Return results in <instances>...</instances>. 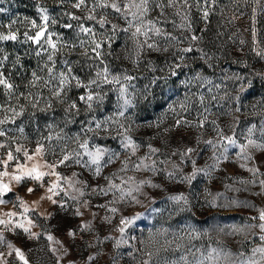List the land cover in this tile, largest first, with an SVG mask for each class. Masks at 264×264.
<instances>
[{
  "label": "rangeland",
  "instance_id": "1",
  "mask_svg": "<svg viewBox=\"0 0 264 264\" xmlns=\"http://www.w3.org/2000/svg\"><path fill=\"white\" fill-rule=\"evenodd\" d=\"M74 0H65L63 6H60V0H29L25 1L28 5H23L21 0H0V24L7 25L12 20H17L13 30H18L19 39L17 41H0V57L8 56L4 62V73L16 87L13 89L15 95L9 101L8 93L0 86V104L10 103L17 105L16 96L21 92L26 96L31 93L38 96V108H45L48 104L51 107L47 111H38L33 109L27 100H19L20 105H24V115L17 117L14 123H9L3 127L8 128L9 137H14L15 142L11 147L17 144L27 147L30 152L35 148L37 142L45 145L46 154L41 160L52 163L59 157L60 148L67 147L69 150L76 148L74 137L80 130V121L84 119L83 113L79 117L68 116L65 114L67 103H61L55 97L51 96L50 90L45 88L40 82L36 86H29L31 73L35 71L43 80L48 79V73L43 69L47 61V54L36 55L40 49L25 42L23 33L28 31L33 34L24 18L28 20L35 19L40 23L39 8L48 9L50 18L56 19V24L49 23V29L56 36L63 37L68 43L79 44L80 40L87 41L89 37L86 34H79L78 29H65L63 25L75 21H69L64 15L66 12L73 11L71 3ZM193 5L187 12L188 21H183L181 16L174 14L172 9H166L165 17L169 23L158 25L166 32H171L179 38V43L167 41L164 37H155L156 42L162 48H169L168 52H150L144 51L141 55L139 67H134L131 59L126 56L134 57L135 44L130 39L129 33L117 32L115 42L109 49L104 48L107 54L105 62L109 65L114 74L127 70V74L134 75L138 79L133 81L136 85L135 99L139 101L137 107L131 109L128 115L131 117L132 128L130 135L141 145L132 161H137L138 157L144 156L148 152V145L159 149V154L152 157L158 161L157 167L162 169L160 173H152L147 170L136 171L129 166L126 171H120L121 161L128 155L118 146V141L108 140L103 142V146L110 147L120 153V159L113 164L108 165L103 170L101 177H93L86 170H82L78 165L69 167L60 166L56 171L63 176L71 177L73 172L78 173V180H86L91 187L97 184L101 187H107V182L103 176H110L112 181L120 184L125 193L132 191V196L140 201L136 203L131 196L125 195L120 199V191L114 190L107 197H95L90 194L91 189H85V196L81 200H88L93 205L89 209L81 207L79 202H74L63 193L54 199L67 201L68 207L61 208L54 205L51 201L40 197L44 195V188H40L31 180L21 184L12 183V191L6 193L3 197L6 204L0 205V212L9 210L22 211L19 208L16 197L23 198L29 206L34 201H39L35 206L34 212L28 213V218L34 223L31 231L42 233L37 238H29L28 234L20 229L3 231L4 243L0 244V251L7 252V243L21 248L29 264H88L87 258L90 255L95 256L91 264H196V261L207 256L212 249L222 252L233 253L232 259L238 258V254L243 252L245 257L252 255V249L264 245L258 237L251 234L228 235L232 226L242 227L246 224L258 223L250 220L249 217L257 216L259 210L264 209V196L256 195L260 191L258 185H245L241 181L251 180L252 174L240 164L244 163L236 156L238 149L230 148L227 156L228 160H221L219 166L215 169L209 166L213 164V153L219 155L222 151V143L214 149L207 145L205 141L211 140L216 143L221 139L217 132V126L222 130L224 136H235L238 142H243L247 128L255 124L257 129L264 127V58L256 55L257 51L264 50V0L257 4L256 0H209L207 10L210 15L207 20L202 17L204 10L203 0H200V8L195 4L196 0H189ZM253 8L256 9L253 19ZM183 11V10H182ZM98 16L102 15L99 9ZM76 15H82L79 10H75ZM157 11L151 13L150 18H155ZM236 17V18H234ZM112 23L120 24L121 27L127 25L121 19L114 15H108ZM163 19V18H162ZM174 22V24L172 23ZM181 23H190V30L186 27L181 29L177 27ZM97 32L101 30L95 26ZM253 29L255 30V39L253 38ZM5 28H0V32H6ZM105 32L104 35H110ZM200 37L197 41H191V35ZM243 41V43H241ZM192 46L194 51L185 54V63L187 67L183 68L179 78H171L169 83L175 88V94L168 99V103L175 102L176 113L164 111V98L159 95L153 101H159V105L146 106L141 94L145 91V85L156 76L166 75L169 71V65L178 62L174 59V54L178 48ZM87 47V45H86ZM84 49L77 47L75 51L68 49L62 50L56 57V71L63 70V61L72 62L74 74L85 78V73L91 71L93 74L96 69H89L90 61L83 57L81 53ZM19 57V64L16 59ZM79 61V63H76ZM52 66L51 64L49 65ZM155 69V71H153ZM197 73L203 77V80H193L189 87L180 83L181 80H191ZM244 77V84L251 82L250 89L241 93L239 91L240 82L229 77ZM205 81H211L207 83ZM219 86V87H217ZM118 87V86H117ZM211 88V92L208 89ZM83 90L73 88L68 93V101L71 102ZM105 92H109L108 86L104 87ZM159 93V89L155 90ZM195 94V95H193ZM189 97L188 103L191 105L189 112H182L179 108V102L184 101L185 96ZM204 96V106L208 112H203L200 106L199 96ZM111 105L114 109L116 104V93L109 92ZM213 96L216 97L213 100ZM239 97V100L236 97ZM81 108L82 105H79ZM236 108L240 111L237 112ZM146 109V110H145ZM19 110V108H17ZM197 113H201L198 117ZM10 115V113H9ZM207 115L209 121L215 120L216 125L206 123L203 128L182 126L174 127V122L181 117L196 123L198 118ZM3 113L0 112V118ZM163 123H160V121ZM73 121V122H69ZM152 127H148V123ZM156 125H159L158 127ZM51 126V127H50ZM20 129H23L21 132ZM164 129H171L165 132ZM115 133L113 132V135ZM51 136V140L45 139ZM259 133H257V138ZM84 137H81L83 139ZM5 138H0L4 142ZM97 143H101L97 138ZM194 148L195 152L189 159L182 160L181 157L173 155ZM4 155V150L0 149V156ZM254 159L248 162V167H260L264 172V152H253ZM190 160L196 161V167L205 169L209 175L200 173L191 185L180 183L181 176L189 175L192 171ZM167 161V163H159ZM24 161L21 160V163ZM178 166V174L175 180L167 177V172L172 171V165ZM14 168V164L12 165ZM12 170L11 168L9 169ZM47 170V169H45ZM132 177V180H128ZM264 178V177H259ZM50 179L45 177V187ZM121 180L126 183H121ZM149 180L151 184L140 185V181ZM7 182V178H5ZM152 184L159 187H152ZM139 186L140 190L136 191ZM35 189L29 193L27 189ZM63 187L71 195H77L67 184ZM80 187V185H77ZM246 189V190H245ZM183 193L189 201L184 210L169 199L172 195ZM109 208L115 207L116 213L107 209H100L94 205L107 203ZM215 200L216 206H210L208 201ZM245 202L243 204L229 205L232 201ZM80 207L84 212L83 217L74 215V210ZM95 212L93 218L91 213ZM108 216L111 220H103ZM134 224L126 229L123 237L117 231L119 220L122 217H137ZM23 219V217H17ZM92 221V230L82 232L79 225L82 221ZM223 228L221 232L219 229ZM69 230H75V238L68 235ZM53 236V241H49L47 236ZM110 236L112 239H105ZM126 240L127 243L116 247L117 240ZM56 241L60 243L57 244ZM57 251L54 253L52 249ZM67 251V255H65ZM148 253H152L151 256ZM213 256L216 253H212ZM182 257L184 259H182ZM259 259V254L255 257ZM10 264H17L13 257H8ZM205 264H209L205 261ZM213 264H230L229 261L221 259Z\"/></svg>",
  "mask_w": 264,
  "mask_h": 264
},
{
  "label": "snow or ice",
  "instance_id": "2",
  "mask_svg": "<svg viewBox=\"0 0 264 264\" xmlns=\"http://www.w3.org/2000/svg\"><path fill=\"white\" fill-rule=\"evenodd\" d=\"M65 0H60V6H63ZM215 3V0H212ZM259 4L260 0H256ZM204 10H202V17L207 20L210 15L207 10L209 0H203ZM195 6L200 8V0H196ZM193 7L189 3V0H74L71 3V9L73 11L66 12L69 21H75L76 24L73 25L71 22L65 23L63 27L65 29H72L76 27L79 34H86L89 39L87 41L80 40L79 44L68 43L63 37L56 35L49 29V23L56 24V19L50 18L48 15V9L43 7L39 8L40 13V23H37L35 19L28 20L27 17L24 21L28 23L30 28L33 30V34H29L25 31L22 35L25 42H31V44L36 45L40 51L36 52L37 56L42 54H47V61L43 65L42 70H46L48 73V79L43 80L37 75L35 71L31 73L32 79L29 81V86H36L38 83L42 82L44 87L50 90L51 96L55 97L60 102L67 103L65 108V114L68 116L79 117L83 113L84 119L80 121V130L74 137V142L76 143V148L69 150L67 147L60 148L59 157L52 163H48L46 160L41 162L46 154L45 145L41 142H37L34 149L30 150L22 145L17 144L14 148L11 144L15 142L14 137H9V129L3 127L9 123H14L17 117L24 115L25 107L19 104V100H27L33 109L38 111H47L51 107L48 104L45 108H38V96H33L29 93L27 96L24 93L17 95L16 101L17 105L12 106L8 104H0V112L3 113L2 118H0V138H5L4 142H0V149L4 150V155L0 156V205L6 204L7 201L3 199L6 193L12 191L10 185L14 182L16 184H21L28 180H31L37 184L38 187L44 188V195L40 197L41 200L47 199L51 201L52 204L58 205L61 208H67V201H60L54 199V197L60 196L61 193L65 197H68L74 202H79L81 207L84 209H89L93 205L88 200H81L80 198L85 196V189L90 188V194L95 197H107L109 193L114 192V190L120 191V199L123 200L125 195L131 196L133 201L139 203L135 196H132V191L129 190L125 193L124 189L121 188L120 184H116L112 181L110 176H103V179L107 182V187H101L97 184L96 187H91V185L86 180H78L76 177L79 175L76 172L72 173L71 177L63 176L56 169L60 166L69 167L70 165H78L82 170H86L92 174L93 177H101L103 170L107 168L108 165L113 164L116 160L120 159V153L114 151L110 147L103 146V142L108 140L118 141V146L122 148L128 155L121 161L120 171H126L131 167L136 171L147 170L152 173H160L162 169L157 167L158 161L152 159L153 156L159 154V149L153 147L151 144L148 145V152L142 156L138 157L137 161H132L131 157L135 156L141 147L133 137L130 135L132 128L131 117L128 113L134 107H137L139 101L135 99V89L136 85L133 83L138 79L134 75L127 74V70H122L120 73L114 74L110 69L109 65L105 62V55L110 56L111 52L107 54L104 52V48H111L112 44L115 42V35L117 32L129 33L130 39L135 44L134 57L126 56V59H131L134 67H139L141 62V55L144 51L150 52H168L169 48L160 47L156 42L155 37H164L167 41H175L179 43V38L174 36L171 32H166L162 27L158 25L163 23H169L165 17L166 9H172L174 14L181 16L183 21H188L187 12ZM100 10L102 15L98 16L97 10ZM75 10H79L82 15H76ZM158 14L155 18H150L153 11H157ZM183 10V11H182ZM3 9H0L2 12ZM256 9L253 8V19L255 18ZM108 15H114L118 19H121L127 25L126 27H121L120 24L112 23L108 19ZM163 18V19H162ZM236 18V17H234ZM17 20L10 21L7 25L0 24V28H5L6 32H0V41H17L19 39L18 30H13V26L17 24ZM174 24V22H172ZM95 26L101 30L99 33ZM177 27L184 29L188 28L190 30V23H181ZM105 32H110V35H104ZM253 38L255 39V30L253 29ZM191 41H197L200 39L197 35L193 34L189 37ZM243 43V41H241ZM87 45V47H86ZM79 47L84 49L81 55L87 58L90 63L88 64L89 69H96L94 74L89 71L85 73V78L82 79L81 76L74 74L73 64L70 61H63V70L56 71V57L62 50L68 49L75 51ZM194 48L192 46L178 48L174 54V59L178 62L169 65V71L166 75L154 77L148 85H145V91L141 94L146 106H156L159 105V101H156V105H153V101L156 100V96L164 98V111L176 113L175 102L168 103V99H171L170 93L175 94V88L169 83L171 78H179L182 74V69L187 67L185 63V54L192 53ZM2 52V50H0ZM256 55L264 58V50L257 51ZM8 60L7 55L0 57V86L8 93L9 101L15 95L13 89L16 87L13 83L9 82V79L4 73V62ZM19 57L16 59V64H19ZM79 63V61H76ZM52 65L51 67L49 65ZM155 71V69H153ZM204 78L197 73L191 80H181L180 83L186 88L189 87L193 80H203ZM229 79H234L240 82L239 91L241 93L250 89L251 82L244 84V77L234 76L229 77ZM211 83V81H205ZM108 86L109 92L114 91L116 93V104L114 109L111 105V98L109 92L104 91V87ZM118 86V87H117ZM219 87V86H217ZM83 90L80 94L72 99L71 102L68 101V93L73 89ZM159 89V93L155 90ZM211 92V88L208 89ZM195 95V94H193ZM200 106H204V96H199ZM216 97L213 96V100ZM239 100V97H236ZM189 97L186 95L184 101L179 102V108L182 112H189L191 105L188 103ZM79 105H82L81 108ZM19 108V110H17ZM146 110V109H145ZM239 112L240 109L236 108ZM203 112L207 113L208 108L203 107ZM10 113V115H9ZM198 117L201 113H197ZM73 122V121H69ZM160 123H163L161 120ZM206 123H211L216 125V121H209L207 115H203V118H198L196 123L189 121L188 119L181 117L175 120L174 127L180 128L182 126L189 127H199L203 128ZM152 123H148V127H152ZM157 127L159 125H156ZM51 127V126H50ZM171 129H164L165 132H169ZM22 132L23 129H20ZM113 132L115 133L113 135ZM217 132L221 137L216 143L208 140L205 141L207 145H211L214 149L218 144L222 143L223 151L217 155L213 153V164L209 167L215 169L219 166L221 160H228L229 157L227 153L230 148L238 149L236 151V156L244 163L240 164L241 168H245L249 173L252 174L251 180L241 181L245 185H258L260 191L256 195L264 196V172H261L260 167H248V162L253 161V152L259 151L264 152V127L257 129L255 124L247 128L246 135H244L243 142H238L235 136H224L222 130L217 126ZM257 133L259 136L257 138ZM81 137H84L81 139ZM97 138L101 143H97ZM45 139L51 140L52 137H46ZM195 152L194 148H186L185 151L179 153H173V155H179L182 160L189 159L190 156ZM21 160L24 162L21 163ZM159 163H167V161H160ZM193 168L191 174L181 176L179 179L180 183H187L189 185L196 179L197 175L203 173L204 175H209V172L205 169L196 167V161L190 160ZM14 164V168L12 165ZM264 166V165H262ZM173 170L167 172V177L170 180H175L178 174V166L173 164ZM12 169L11 171L9 169ZM47 169V170H45ZM45 177L54 178L50 179L45 187ZM7 178V182H5ZM132 177H128V180H132ZM121 183H126V181L121 180ZM64 184L68 185L77 195H71L67 189L63 187ZM151 184L149 180L140 181V185ZM80 185V187H77ZM152 187H159V185L152 184ZM136 191H139V186L136 187ZM246 190V189H245ZM29 193L35 191L34 188L29 187L27 189ZM176 205L180 207V210H184L189 204L188 198L183 194L179 193L177 195H172L169 197ZM19 208L22 209L21 212L9 210L7 212H0V226L4 229L16 230L20 229L24 233L28 234L29 238H37L42 233L32 232L31 229L34 227V223L28 218V213L35 211V206L39 201H34L32 206H29L23 198L17 196ZM113 201H108L107 203H101L94 205L96 208L107 209L112 213H116L117 209L115 207L109 208L110 203ZM210 206H216L215 200L208 201ZM245 202L232 201L229 205H222L223 207H229L231 205L243 204ZM74 215L77 217H83L84 212L81 211L80 207L74 210ZM92 217H96V213H91ZM23 217V219H17V217ZM137 217H122L119 220V225L117 226V231L123 235L131 225L134 224ZM250 220L258 221V223L246 224L242 227L232 226L231 230L227 233L228 235L236 234H251L258 237L261 242H264V209L259 210L257 216L249 217ZM103 220L111 222L108 216H104ZM79 229L82 232H88L92 230V221H82L79 225ZM219 231L223 232L224 229L221 228ZM68 235L75 238V230H69ZM47 239L53 241V236L48 235ZM105 239H112L110 236H105ZM4 243L3 231L0 230V244ZM59 244V241H56ZM127 243L126 240H117L116 247H120L121 244ZM8 251H0V264H10L8 257H13L17 264H29V261L24 253V251L13 245L12 243H7ZM55 253L57 250L52 249ZM212 253H216L215 256ZM259 254V259L255 257ZM67 255V251H65ZM149 256L152 253H148ZM233 253L222 252L217 249H212L211 252L204 256L203 259L196 261V264H205L208 261L209 264L213 262L220 261L221 259L229 261L230 264H264V245L257 246L252 249V255L245 257L244 253L238 254V258L233 260ZM182 259H184L182 257ZM95 260L94 255H90L87 258L88 264H91ZM144 264H148V261H144Z\"/></svg>",
  "mask_w": 264,
  "mask_h": 264
},
{
  "label": "trees",
  "instance_id": "3",
  "mask_svg": "<svg viewBox=\"0 0 264 264\" xmlns=\"http://www.w3.org/2000/svg\"><path fill=\"white\" fill-rule=\"evenodd\" d=\"M22 1V3H23V5H28L27 3H24L25 1H29V0H21Z\"/></svg>",
  "mask_w": 264,
  "mask_h": 264
}]
</instances>
